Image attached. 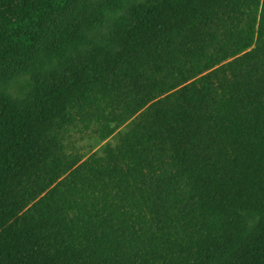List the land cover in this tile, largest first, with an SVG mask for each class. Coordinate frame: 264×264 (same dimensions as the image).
<instances>
[{
	"label": "trees",
	"instance_id": "obj_1",
	"mask_svg": "<svg viewBox=\"0 0 264 264\" xmlns=\"http://www.w3.org/2000/svg\"><path fill=\"white\" fill-rule=\"evenodd\" d=\"M0 264H264V0H0Z\"/></svg>",
	"mask_w": 264,
	"mask_h": 264
},
{
	"label": "rangeland",
	"instance_id": "obj_2",
	"mask_svg": "<svg viewBox=\"0 0 264 264\" xmlns=\"http://www.w3.org/2000/svg\"><path fill=\"white\" fill-rule=\"evenodd\" d=\"M115 139H109L104 143H98L96 140L90 137H78L73 138L72 146L77 154L83 156L85 159L92 154H100L105 145H113Z\"/></svg>",
	"mask_w": 264,
	"mask_h": 264
}]
</instances>
